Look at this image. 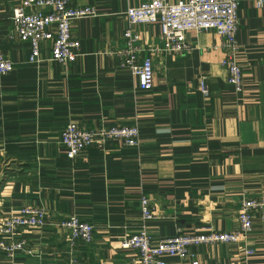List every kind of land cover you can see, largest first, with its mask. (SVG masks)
<instances>
[{
	"label": "crops",
	"instance_id": "crops-1",
	"mask_svg": "<svg viewBox=\"0 0 264 264\" xmlns=\"http://www.w3.org/2000/svg\"><path fill=\"white\" fill-rule=\"evenodd\" d=\"M19 1L3 0L0 12V53L15 65L0 74V221L11 210L41 206L48 225L16 233L30 252L19 253L15 264H68L72 250L81 264H139L137 252L123 248L121 239L143 225L142 194L156 211L144 223L156 238L202 227L236 229L242 199L264 197V4L240 1L244 84L237 93L215 32H188L191 52L176 54L160 49L158 23L134 26L143 49L139 61L151 57L155 67L153 86L140 88L111 51L125 45L128 7L148 0H73L97 13L73 22L81 42L77 59L67 65L51 60L52 43L44 41L40 61L31 63L30 45L20 41L11 20ZM69 121L137 124L141 146L113 141L71 160L61 142ZM71 214L95 226L91 243L71 247L69 233L58 225ZM245 244L253 252L238 244L202 245L198 264H264L258 214ZM7 263L0 251V264Z\"/></svg>",
	"mask_w": 264,
	"mask_h": 264
},
{
	"label": "built area",
	"instance_id": "built-area-1",
	"mask_svg": "<svg viewBox=\"0 0 264 264\" xmlns=\"http://www.w3.org/2000/svg\"><path fill=\"white\" fill-rule=\"evenodd\" d=\"M241 0H186L171 3L169 0H148L126 11L129 27L124 32L125 45L111 53L120 57L121 63L138 77L142 90L153 86L155 67L153 59L146 57L139 61L143 50L140 36L134 26L145 23H158L161 27V50L176 54H188L192 46L186 34L213 31L221 39L225 50L222 65L228 72V82L237 93L243 91L244 70L238 59L240 43L237 37ZM3 0H0V12ZM262 6L264 0H258ZM92 6L79 7L73 0H20L12 7L11 20L14 32L22 42L30 45V62L40 61L41 45L51 41V60L70 64L79 55L81 42L74 36L72 25L76 19L95 16ZM1 15V14H0ZM1 19V18H0ZM157 48L155 47L154 50ZM14 62L0 53V74L11 72ZM202 89L207 90L205 81ZM118 141L124 146L139 148L141 136L139 125H101L69 121L62 130L61 142L66 147L67 157L75 160L91 147L105 148L110 142ZM142 227L134 234L121 239L123 248L137 252L139 264H169L166 257H179L198 264L196 248L217 243L238 244L246 254L253 252L245 242L254 227V215L264 221V197H246L238 209L239 225L230 231H220L213 227H202L198 231H180L174 236L156 238L145 229V221L156 217L155 208L146 194L140 198ZM48 225L46 210L41 206H22L11 210L0 221V251L8 258L7 264H15L19 253L30 250L25 238H16L21 229L43 228ZM58 225L70 235L71 247L78 241L91 243L95 226L78 215L62 218ZM68 264H81L72 250Z\"/></svg>",
	"mask_w": 264,
	"mask_h": 264
},
{
	"label": "rangeland",
	"instance_id": "rangeland-1",
	"mask_svg": "<svg viewBox=\"0 0 264 264\" xmlns=\"http://www.w3.org/2000/svg\"><path fill=\"white\" fill-rule=\"evenodd\" d=\"M150 220H151V219H150ZM252 230H253V229H252ZM250 233H251V232H250ZM248 235H249V234H248ZM248 235H247V236H248ZM1 238H2V237H1ZM247 246H248V245H247ZM248 247H250V246H248Z\"/></svg>",
	"mask_w": 264,
	"mask_h": 264
}]
</instances>
